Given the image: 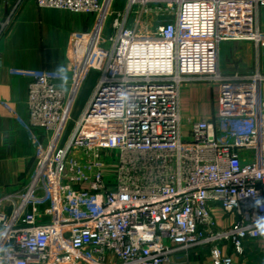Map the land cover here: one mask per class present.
Returning a JSON list of instances; mask_svg holds the SVG:
<instances>
[{
    "label": "built area",
    "instance_id": "built-area-1",
    "mask_svg": "<svg viewBox=\"0 0 264 264\" xmlns=\"http://www.w3.org/2000/svg\"><path fill=\"white\" fill-rule=\"evenodd\" d=\"M34 1L94 16V26L71 37L73 68L59 78L67 89L45 74L28 84L24 129L36 161L20 188L0 196V264H167L199 247L211 264H232L227 251L242 256L264 240V76L218 70L223 42H264L256 27L264 0H129L106 41L113 0ZM148 5H166L172 21L139 34ZM89 70L97 83L63 140ZM190 82L215 85L216 113L183 134L179 94ZM106 152L115 154L110 181L101 172Z\"/></svg>",
    "mask_w": 264,
    "mask_h": 264
},
{
    "label": "crops",
    "instance_id": "crops-1",
    "mask_svg": "<svg viewBox=\"0 0 264 264\" xmlns=\"http://www.w3.org/2000/svg\"><path fill=\"white\" fill-rule=\"evenodd\" d=\"M0 21H7L0 35L2 196L20 188L35 167V147L24 129L27 122L25 102L28 84L35 75L45 74L52 83L66 89L69 87L68 80L59 78H68L73 68L71 37L74 34L90 33L94 26V16L40 9L34 0H0ZM256 27L264 36V7L257 11ZM218 70L222 75L238 73L247 76L258 72L264 76V42H223L218 50ZM89 74L90 72L77 95L78 101L84 94L87 95L82 111L97 83L92 88H87ZM261 97L264 100V82L261 86ZM179 101L182 123L192 118L209 121L216 113L217 89H212L206 83H186L180 89ZM189 112L194 116H186L190 115ZM35 134L38 142L46 145L47 135L41 130H37ZM101 172L107 177L106 165ZM2 208L9 212L6 205ZM211 214L219 228L226 226V220L219 210L214 209ZM227 254L231 256L232 264H264V240L247 245L242 256H235L231 251H227ZM167 264H211V261L208 248L199 247L187 252H175L169 257Z\"/></svg>",
    "mask_w": 264,
    "mask_h": 264
},
{
    "label": "rangeland",
    "instance_id": "rangeland-1",
    "mask_svg": "<svg viewBox=\"0 0 264 264\" xmlns=\"http://www.w3.org/2000/svg\"><path fill=\"white\" fill-rule=\"evenodd\" d=\"M129 4V0H113L112 3H111V6L108 10V14L105 18V22H104V26H103V29L101 31V35H100V40H105L111 36L113 34V31L111 30V22L113 20V18L115 17V14L114 13H121L125 11L126 7L128 6ZM147 9V12H149V14H151L150 17L148 18H145L146 20H142L140 21L141 25L138 29L139 31V34H146L148 32V30H152L154 29L155 27L157 26H160V25H163L165 23H168V22H171L172 21V11L170 10H167L166 8V5H148L146 7ZM137 9H139V6H135L134 7V11H137ZM132 18H131V21L133 22V20L135 19V15L134 14H131L130 15ZM148 19V20H147ZM108 46H109V43H107L106 45V49H108ZM101 49V46L100 47H97L95 48L94 52H96L97 50ZM90 74L88 76V80H87V88H92L95 83L97 82V79H98V72L95 71V70H89ZM212 89H214L215 85L213 84H208ZM87 95L85 96V94L83 95V98L80 97L79 101H78V97L76 99V102H75V105H74V109H73V112H72V116H71V121L69 122L68 126H67V129H66V132H65V135H64V138L63 140H65L69 133L71 132L75 122L77 121L82 109H83V102H84V98H86ZM215 103V101H214ZM190 115H186V116H194V114L192 113H188ZM189 121H194V122H197L199 120H196V119H190V120H185L183 121L184 123H182V126H184V129H183V134H185V127H186V124L187 122ZM103 152H100V154H102ZM83 155L82 152H72L71 153V156L74 157V158H77L79 159L80 156ZM107 160H108V165H106V168H107V179H109V181L111 180V178H113V176L115 175V168H114V160H115V154L112 153V152H106L105 156H104Z\"/></svg>",
    "mask_w": 264,
    "mask_h": 264
},
{
    "label": "bare ground",
    "instance_id": "bare-ground-1",
    "mask_svg": "<svg viewBox=\"0 0 264 264\" xmlns=\"http://www.w3.org/2000/svg\"><path fill=\"white\" fill-rule=\"evenodd\" d=\"M85 46H84V42H83L82 47L78 50L79 57H81L84 54ZM98 62H99V54L96 52L94 55H92L91 65L96 66L98 64Z\"/></svg>",
    "mask_w": 264,
    "mask_h": 264
}]
</instances>
